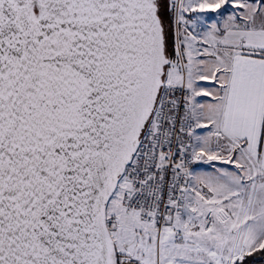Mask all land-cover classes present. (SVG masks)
I'll use <instances>...</instances> for the list:
<instances>
[{"label": "snow or ice", "instance_id": "snow-or-ice-1", "mask_svg": "<svg viewBox=\"0 0 264 264\" xmlns=\"http://www.w3.org/2000/svg\"><path fill=\"white\" fill-rule=\"evenodd\" d=\"M0 264H264V0H0Z\"/></svg>", "mask_w": 264, "mask_h": 264}]
</instances>
